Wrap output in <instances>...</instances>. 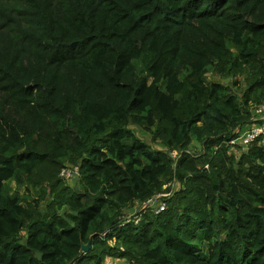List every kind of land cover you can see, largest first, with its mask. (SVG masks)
Returning a JSON list of instances; mask_svg holds the SVG:
<instances>
[{"label": "trees", "instance_id": "16d2710c", "mask_svg": "<svg viewBox=\"0 0 264 264\" xmlns=\"http://www.w3.org/2000/svg\"><path fill=\"white\" fill-rule=\"evenodd\" d=\"M262 103L264 0H0V264H264Z\"/></svg>", "mask_w": 264, "mask_h": 264}, {"label": "built area", "instance_id": "2783aa9c", "mask_svg": "<svg viewBox=\"0 0 264 264\" xmlns=\"http://www.w3.org/2000/svg\"><path fill=\"white\" fill-rule=\"evenodd\" d=\"M249 124H245L242 127H237L234 131L235 136L231 139V149L240 146L245 148L252 144L264 146V103L256 105L253 108L252 116ZM176 155V153H175ZM61 175L66 179L74 178L80 175L79 166L64 167L61 171ZM167 184L166 187L170 186ZM165 196L171 195V192L164 193ZM165 209V205L156 208V213H160Z\"/></svg>", "mask_w": 264, "mask_h": 264}, {"label": "rangeland", "instance_id": "374dc122", "mask_svg": "<svg viewBox=\"0 0 264 264\" xmlns=\"http://www.w3.org/2000/svg\"><path fill=\"white\" fill-rule=\"evenodd\" d=\"M210 75V73H209ZM211 78V77H210ZM217 80H220V81H223L227 84H230V85H233L232 84V81H228V80H222L221 78H217ZM234 87V92H237V93H240L241 92V88L239 86ZM132 128L135 130L136 134L142 138L143 140H145L147 143L150 144V146L154 149H166V147H164L161 143H158V142H154L152 140V138L149 136V134H147L143 129L139 128V127H136V126H132ZM194 146H195V151H201V145L198 141H194L193 142ZM233 149V148H232ZM231 149V150H232ZM238 156L239 154L241 153L239 148H234V150ZM175 153V152H174ZM67 183L69 185H72L74 187H77L79 188L81 186V183H80V178L79 177H76L74 179H71V180H67ZM8 185H11V187L13 189L16 188V183L15 182H9ZM179 185L176 186L175 189H177ZM21 193H25V196H27L28 198H37L38 200H41V202L43 201V199L45 198L46 194L44 193V191L42 192V189L40 187H35V186H30V187H27V186H24L21 188ZM51 199V197L47 198L46 200L43 201L42 203V206L45 208V205L47 204V202ZM143 208H145L144 205H142L141 203L140 204H137L135 205L130 211L129 209L127 210L126 212V215L129 214L130 217H132L134 214H136L137 212H139L140 210H142ZM129 211V212H128ZM126 260L124 259H120L116 256H107L104 263L103 264H125Z\"/></svg>", "mask_w": 264, "mask_h": 264}, {"label": "water", "instance_id": "95a60500", "mask_svg": "<svg viewBox=\"0 0 264 264\" xmlns=\"http://www.w3.org/2000/svg\"><path fill=\"white\" fill-rule=\"evenodd\" d=\"M89 248H90V242H88L87 244H82V250L83 251H88L89 250Z\"/></svg>", "mask_w": 264, "mask_h": 264}]
</instances>
